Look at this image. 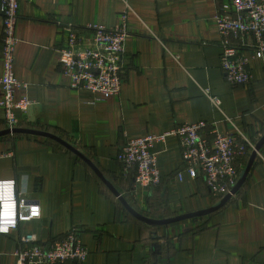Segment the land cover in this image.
Returning a JSON list of instances; mask_svg holds the SVG:
<instances>
[{
  "label": "crops",
  "instance_id": "0c3cea01",
  "mask_svg": "<svg viewBox=\"0 0 264 264\" xmlns=\"http://www.w3.org/2000/svg\"><path fill=\"white\" fill-rule=\"evenodd\" d=\"M230 3L21 0L15 72L29 86L17 96L26 94L34 103L27 113H17L20 126L73 143L149 217L212 207L223 196L210 191L201 172L191 176L176 136L154 146L162 175L159 185L136 184V169L126 168L117 157L128 139L163 134L186 123L207 122L209 135L215 128L240 130L255 145L264 136V56L244 52L252 76L246 85L232 84L221 68L222 37L215 17L221 12L232 15ZM123 13H128L129 34L121 94L99 99L73 89L59 63V49L70 29L89 36L88 26L117 27ZM2 38L0 14V77ZM4 95L0 87V99ZM4 119L0 108V130L7 128ZM252 152L237 160L240 174ZM0 154V181L15 180L17 193L41 207L40 218L0 234V264H16L23 234H35L46 246L72 227L81 230L89 252L83 264H264V146L244 185L224 207L162 226L135 218L83 159L56 141L7 135L0 138Z\"/></svg>",
  "mask_w": 264,
  "mask_h": 264
},
{
  "label": "built area",
  "instance_id": "2783aa9c",
  "mask_svg": "<svg viewBox=\"0 0 264 264\" xmlns=\"http://www.w3.org/2000/svg\"><path fill=\"white\" fill-rule=\"evenodd\" d=\"M21 0H0L3 17V74L0 87L5 95L0 99V108L5 111L7 128L20 126L18 112L27 113L34 101L26 94L17 96L29 84L20 81L15 72V52L18 44L17 23ZM229 8L225 6L224 10ZM232 15L225 12L215 17L221 37V68L234 85H246L251 79L249 57L244 53L251 50L255 57L264 56V0H231ZM128 13H123L122 23L114 28L90 25L85 36L76 28L69 31L66 44L59 49V63L63 74L70 80L71 87L78 91H89L104 99L120 95L123 87L122 56L128 37ZM240 41L235 43L232 38ZM248 38L252 39L249 43ZM207 95L210 91L206 90ZM219 106L220 100L211 97ZM207 122L186 123L163 134H152L131 138L126 141L118 160L126 168L136 169V184L156 186L162 182L158 165V154L154 146L168 136H176L182 148L183 160L192 177L201 172L214 195L225 196L238 182L240 168L237 160L255 143L240 130L207 132ZM9 155V154H8ZM4 154H0V158ZM181 176V175H179ZM41 217L38 203L26 199L16 191V181H0V234L18 229L20 223ZM88 249L83 243L81 230L72 227L66 235L44 246L33 233L23 234L16 251V264H66L85 263Z\"/></svg>",
  "mask_w": 264,
  "mask_h": 264
},
{
  "label": "water",
  "instance_id": "95a60500",
  "mask_svg": "<svg viewBox=\"0 0 264 264\" xmlns=\"http://www.w3.org/2000/svg\"><path fill=\"white\" fill-rule=\"evenodd\" d=\"M12 134L36 135V136L44 137L47 139H51L53 141L58 142L59 144L69 149L73 153H75L78 157L83 159L93 169V171L106 184V186L118 198V200L129 211V213H131L135 218L146 223L149 226L170 225L172 223L184 221L187 219H195L199 217H204V216L210 215L220 210L222 207H224L227 203L231 201L233 196L237 194L238 191L241 189V187L244 185L253 164L257 160V157L259 153L261 152L262 147L264 146V136H263L261 140L255 145V148L250 156L249 162L246 165L245 169L242 170L238 182L232 187L229 193L223 196L222 199L219 202H217L215 205H213L212 207L208 209L199 210L196 212L177 215L174 217L154 219L152 217H149L139 212L137 209H135L134 206L121 193V191H119L114 186V184L100 171V169L92 162V160L81 149L77 148L73 143L63 139L61 136L56 135L54 133L40 130V129H35V128L17 126L13 128H5L3 130H0V138L7 136V135H12Z\"/></svg>",
  "mask_w": 264,
  "mask_h": 264
}]
</instances>
